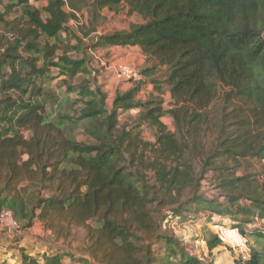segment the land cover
<instances>
[{"label": "trees", "instance_id": "16d2710c", "mask_svg": "<svg viewBox=\"0 0 264 264\" xmlns=\"http://www.w3.org/2000/svg\"><path fill=\"white\" fill-rule=\"evenodd\" d=\"M34 1L44 6L0 0V213H12L20 236L41 224L53 244L83 233L84 258L67 247L44 264H157V248L162 264H205L165 229L170 217H229L242 233L254 219L264 224V0ZM104 9H126L143 24L100 34ZM52 40L67 50L59 54ZM106 47H139L145 57L143 79L116 93L111 108L85 78L87 53ZM56 71L81 104L74 115L47 111ZM148 85L154 90L141 100ZM254 160L262 173L238 174ZM205 182L218 197H207ZM252 235L264 238V228ZM207 244L223 246L217 236ZM17 248L24 264H40ZM241 261L264 264L256 251Z\"/></svg>", "mask_w": 264, "mask_h": 264}, {"label": "rangeland", "instance_id": "374dc122", "mask_svg": "<svg viewBox=\"0 0 264 264\" xmlns=\"http://www.w3.org/2000/svg\"><path fill=\"white\" fill-rule=\"evenodd\" d=\"M30 3L40 9L44 6V3L35 2L34 0H30ZM101 15L102 19L100 20L99 25L100 34L128 31L130 30L132 25L143 24V19L141 17L137 15L129 16L127 14L126 9H123L118 13H112L104 9L102 10ZM78 16L80 18L81 23L87 22V11H83L82 13L78 14ZM77 25L78 23L74 20L71 21L69 24V26L74 30V32H77ZM1 33L2 30L0 28V35ZM65 37V35H62V40H64ZM55 43L60 48V51L58 52L59 54H62L64 53V50H67V46L65 43L62 44L52 40V44ZM75 44L76 41L73 40L72 45ZM69 55L73 58H82V56L78 57L75 52H70ZM143 58V53L141 52L139 47H106L100 48L97 51H89L87 53V59L88 66L92 72L90 76L85 78H87L93 86L98 85L107 93V103L109 108H111L116 93H124L131 89L134 85V82L128 80V77L122 76L121 70L124 67H127L132 71V73H138L142 70L143 65L145 64L144 60H142ZM85 78L82 75L78 76L76 81L73 82V85L80 83ZM50 79L52 80L49 83H46L45 89L46 93L50 96L47 102V111L53 114L61 113L74 115L75 112L80 109L81 104L77 102L78 98L75 93H68V87L63 84V81L66 80V77L59 75V72L56 71L51 74ZM153 90L154 89L152 85L146 86L140 93L139 98H141V100H146L148 95H150ZM164 99V106L167 110H169L171 108L172 100L168 91L165 94ZM138 113V110H133L129 113L121 115V124H130L131 120L135 118ZM162 121L170 131H174V122L171 117L166 116L163 118ZM75 135L79 140H83V136L79 131H76ZM142 136L147 141H156L155 131L148 127L142 128ZM262 165L263 164L260 161H251L250 164L245 165V167L241 169L238 174L243 175L245 173H262ZM260 179L262 182L264 181V178L260 177ZM203 192L209 198L218 197V193L213 190L209 182L204 183ZM188 216H190V218ZM188 216V218L186 219H175L170 217L168 222L164 226L165 229L172 232L183 242L188 252L199 257L205 264H244L241 261L240 250L233 249L228 244L224 243L223 246L218 247L212 251L208 248V241L211 239V237L216 236L218 231L221 230L226 234L230 230L235 229L237 227V223L232 218H220L217 216L210 217V214L208 213H201L199 217L195 215ZM263 228L264 224L262 223V221L254 219L248 226L245 227L244 233H242L241 230H239V233L242 236L243 240H245L246 242V248L244 249H247L249 258L251 257L252 253L256 251L261 255L262 260L264 262V238H259L252 235V232ZM33 232L34 233L32 235V238L38 242H42L43 244L52 245L53 252H56L57 248H61L62 250H68L67 247H69L71 252L75 255L76 259L84 258L82 251V249L84 248V235L82 232H78L76 234L75 239L71 240V243L68 242V244H63L61 242L58 245L53 244L48 240L47 236L44 235V231L42 228H37ZM1 233L5 232L0 230V234ZM18 236L19 234L12 237H14V239H17ZM29 247V252L35 250L34 247ZM38 247V252L42 251L40 249V246ZM164 252V249H156L157 259H159L157 264H162L160 258H163ZM47 253L49 254L50 252ZM47 253H45L44 255H47ZM16 255V252L11 253L9 257L6 258V260H16ZM42 256L43 255L39 253L35 256V259L37 261L42 262ZM63 264L82 263H79L77 260H72L67 257L63 261Z\"/></svg>", "mask_w": 264, "mask_h": 264}, {"label": "crops", "instance_id": "0c3cea01", "mask_svg": "<svg viewBox=\"0 0 264 264\" xmlns=\"http://www.w3.org/2000/svg\"><path fill=\"white\" fill-rule=\"evenodd\" d=\"M128 48H130V47H128ZM143 57H144V55H143ZM142 60H144V63H145V57ZM144 65H143V67H144ZM37 228H42L43 229L41 224H37L32 229V231L29 234H24L22 236L19 235L17 239H14V237H12V236H10L8 234L1 233L0 234V257H2V258H0V262L7 261L6 258H8L11 253H15L16 252V254H17L16 255L17 257L15 258L16 260H8V262L11 263V264H24L23 261H22V256H21V254H20V252H19L17 247L25 249L26 253L29 254L33 258H35V256L37 254H39V253H41L43 256L47 252H50L51 255H55L56 253H58V252H60L62 250L61 248H57L56 252H53L52 245H46V244H43L42 242H38V241L34 240L32 238V235L34 233L33 231H35ZM43 231H44V229H43ZM44 235L47 236L48 233H46L44 231ZM28 245L31 246V248L34 247L35 250L29 252V248L30 247ZM38 246H40V249L42 251L38 252V250H39ZM50 253L49 254L47 253V255L49 256ZM39 263L40 264H42V263L44 264V261H42V262L39 261Z\"/></svg>", "mask_w": 264, "mask_h": 264}, {"label": "built area", "instance_id": "2783aa9c", "mask_svg": "<svg viewBox=\"0 0 264 264\" xmlns=\"http://www.w3.org/2000/svg\"><path fill=\"white\" fill-rule=\"evenodd\" d=\"M121 74L123 77H128V80H131L133 82L141 81L143 79L142 75L140 74V71L138 73H132V71L127 67H124L121 70ZM0 230L4 231L10 236H15L19 234V225L15 221L11 212L4 211L0 213ZM216 236L220 239L223 244H228L233 249L240 250V257L243 261L249 260L247 249H244L246 248V242L245 240H243L238 229H232L226 234L220 230L218 231Z\"/></svg>", "mask_w": 264, "mask_h": 264}]
</instances>
